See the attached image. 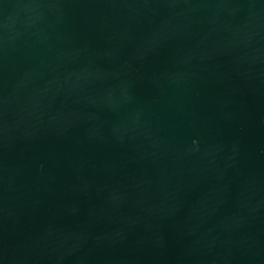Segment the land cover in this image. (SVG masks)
I'll return each instance as SVG.
<instances>
[{
  "label": "water",
  "instance_id": "water-1",
  "mask_svg": "<svg viewBox=\"0 0 264 264\" xmlns=\"http://www.w3.org/2000/svg\"><path fill=\"white\" fill-rule=\"evenodd\" d=\"M0 264H264V0H0Z\"/></svg>",
  "mask_w": 264,
  "mask_h": 264
}]
</instances>
